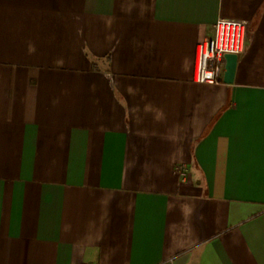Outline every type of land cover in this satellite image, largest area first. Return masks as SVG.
Masks as SVG:
<instances>
[{
  "label": "crops",
  "instance_id": "0c3cea01",
  "mask_svg": "<svg viewBox=\"0 0 264 264\" xmlns=\"http://www.w3.org/2000/svg\"><path fill=\"white\" fill-rule=\"evenodd\" d=\"M0 264H264V0H0Z\"/></svg>",
  "mask_w": 264,
  "mask_h": 264
},
{
  "label": "built area",
  "instance_id": "2783aa9c",
  "mask_svg": "<svg viewBox=\"0 0 264 264\" xmlns=\"http://www.w3.org/2000/svg\"><path fill=\"white\" fill-rule=\"evenodd\" d=\"M214 35L199 41L195 49L193 79L200 83H216L220 80L224 55H236L244 51L246 25L241 20L219 18L213 24ZM183 177L187 173L184 165L176 166Z\"/></svg>",
  "mask_w": 264,
  "mask_h": 264
},
{
  "label": "water",
  "instance_id": "95a60500",
  "mask_svg": "<svg viewBox=\"0 0 264 264\" xmlns=\"http://www.w3.org/2000/svg\"><path fill=\"white\" fill-rule=\"evenodd\" d=\"M237 55L234 53H226L224 55V71H223V81L225 83H230L233 79L235 67H236Z\"/></svg>",
  "mask_w": 264,
  "mask_h": 264
}]
</instances>
